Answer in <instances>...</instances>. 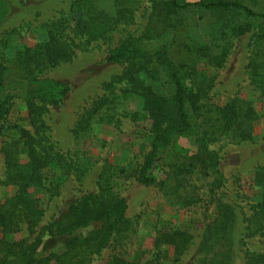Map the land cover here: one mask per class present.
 Segmentation results:
<instances>
[{
	"label": "trees",
	"instance_id": "trees-1",
	"mask_svg": "<svg viewBox=\"0 0 264 264\" xmlns=\"http://www.w3.org/2000/svg\"><path fill=\"white\" fill-rule=\"evenodd\" d=\"M245 1L147 0L144 31L138 36L125 33L107 50V63L123 65L121 74L103 85L106 92L101 97L81 109L71 133L81 138L97 123L117 128L115 88H119L120 97L140 100L141 119L149 123V150L135 168L104 161L96 191L74 200L65 213L43 226L45 210L30 189L56 197L64 181L81 182L95 165L87 158L73 159L60 152L51 141L45 116L62 103L69 88L47 74L73 62L77 52H86L92 43L110 46L114 33L132 24L139 0H112L113 13L101 10L99 0H75L74 19L47 20L44 39L10 58L3 52L4 38L0 39V153L4 163L0 185L15 188L0 203V264H91L106 249H110L107 264H159L162 246L171 247L178 262L193 243L188 231L157 232L155 253L145 262L129 252L133 222L126 218V202L116 187L131 178L142 186L157 187L174 207L213 205L214 218L205 226L188 264H234L239 254L244 264H264V254L246 248L253 236L264 238V165L254 172L253 182L260 192L253 203L242 206L237 202L240 195L225 202L217 155L209 148L227 134L238 142L250 141L259 116L238 97L222 105L211 102L215 76L201 68H222L235 42L249 36L248 78L264 96V12L253 10ZM10 76L21 86L19 94L4 93ZM20 98L29 129L10 121L14 100ZM10 132L17 136H9ZM183 136L196 138L199 145L193 155L178 150L177 140ZM207 180L205 187L202 182ZM22 232L26 237L16 241L13 236ZM43 235L61 240V249L40 257L37 251Z\"/></svg>",
	"mask_w": 264,
	"mask_h": 264
},
{
	"label": "rangeland",
	"instance_id": "rangeland-1",
	"mask_svg": "<svg viewBox=\"0 0 264 264\" xmlns=\"http://www.w3.org/2000/svg\"><path fill=\"white\" fill-rule=\"evenodd\" d=\"M183 1L192 4L198 0ZM74 2L75 0H0L3 13L0 21V39L4 38L5 41V57L10 58L23 47L32 48L42 41L47 30L44 25L47 20L59 16L74 19L75 15L71 10ZM99 3L104 12H114L112 0H99ZM245 3L255 11L264 12V0H246ZM135 8L132 24L125 30L114 33L110 46L92 43L86 52H77L73 62L47 74L49 79L62 82L69 88L62 103L58 107L50 108L45 116L51 141L60 152L73 159L87 158L95 165L81 182L68 178L61 183L56 197L48 198L46 194L30 189L29 192L41 201L45 210L41 226L65 213L74 200L96 191L95 181L99 167L104 161L115 166L135 168L149 150V123L141 119L140 100L134 96L120 97L119 88H115V94L119 97L115 102L120 120L117 128L97 123L81 138L75 139L71 133L81 109L89 105L93 98L101 97L106 92L103 85L120 75L123 70L121 64L107 63V50L115 47L125 33L138 36L144 31L149 3L147 0H139ZM249 38L242 37L235 42L222 68L213 70L201 67L208 74L215 76V85L210 94L211 102L222 105L228 98L238 97L250 104L259 116L253 123L250 141L238 142L227 134L209 146L217 155L218 168L224 180L220 190L223 193L222 201L232 202L240 195L241 198H237V202L242 206H247L257 199L260 190L254 185V172L256 168L264 165V96L250 84L248 78L246 64L249 56ZM20 87L10 76L4 93L19 94ZM14 103L10 121L23 129H29L21 98L15 99ZM9 134L17 136L14 132ZM198 145L195 137L183 136L177 140L178 150L187 156L196 153ZM21 160L26 161L24 156ZM3 172L4 163L0 153V178ZM160 176L161 174L158 175ZM208 182L209 180L203 181L202 184L206 187ZM116 188L126 202V218L133 222L134 233L128 241L129 252L145 262L155 253L153 245L157 232L184 230L193 236V243L187 253L178 262H174L173 249L162 246L158 249L159 264H188L195 254L205 226L214 218L213 205L203 203L190 208L171 206L162 198L157 187L142 186L133 178L124 180ZM14 192V187L0 185V203ZM240 230L239 224L237 232ZM24 237L25 232L13 236L16 241ZM61 245V240L43 235L37 253L44 257L59 251ZM246 246L250 251L264 254V238L255 235L247 241ZM109 255L110 249H106L94 257L91 264H107ZM234 264H244L242 255L236 257Z\"/></svg>",
	"mask_w": 264,
	"mask_h": 264
}]
</instances>
